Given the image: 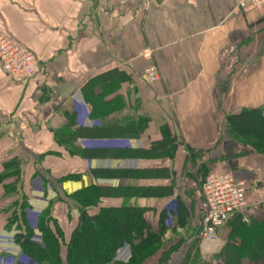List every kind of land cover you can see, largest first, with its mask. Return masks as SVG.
Wrapping results in <instances>:
<instances>
[{
	"label": "crops",
	"instance_id": "obj_1",
	"mask_svg": "<svg viewBox=\"0 0 264 264\" xmlns=\"http://www.w3.org/2000/svg\"><path fill=\"white\" fill-rule=\"evenodd\" d=\"M237 3L0 0V32L39 60L22 84L9 85L0 70V256L28 261L16 224L7 225L22 207L37 219L51 206L65 238L100 209L135 207L153 232L166 214L161 243L141 264H188L186 255L207 248L192 250L190 236L204 166L244 180L248 205H264V149L226 122L264 110V16L243 14ZM150 65L153 83L144 76ZM68 131L73 138H59ZM89 187L102 197L79 211L66 197ZM261 212L242 220L263 219ZM236 219L217 232L223 247ZM129 258L124 246L115 261Z\"/></svg>",
	"mask_w": 264,
	"mask_h": 264
},
{
	"label": "trees",
	"instance_id": "obj_2",
	"mask_svg": "<svg viewBox=\"0 0 264 264\" xmlns=\"http://www.w3.org/2000/svg\"><path fill=\"white\" fill-rule=\"evenodd\" d=\"M226 122L235 135L246 138L253 146L264 149L263 109L243 110L227 116ZM68 126H75L69 116ZM74 135L75 133L70 134L68 131L58 136L61 139L73 138ZM194 156L198 157L199 154L191 157ZM102 193L100 187H89L67 196L66 199L74 202L79 211H83L95 207ZM145 195L142 192V196ZM175 207L178 225L182 226L185 217L177 200ZM50 208L51 206L37 218L41 245L32 241L33 231L27 224L25 207L19 212H14L7 224L9 227L16 224L20 233L14 239L19 244L21 252L35 264H141L156 251L166 230L165 213L159 217L158 231L153 232L144 219L142 209L122 207L100 209L90 219L78 220L65 238L59 225L52 219ZM232 217L237 218L236 223L227 236L223 249L218 253L217 260L222 259L224 264H264V218L251 220L246 224L240 216L232 215L229 220ZM124 246L129 247L130 258L126 263L116 262V253ZM190 255L186 256L190 258Z\"/></svg>",
	"mask_w": 264,
	"mask_h": 264
},
{
	"label": "built area",
	"instance_id": "obj_3",
	"mask_svg": "<svg viewBox=\"0 0 264 264\" xmlns=\"http://www.w3.org/2000/svg\"><path fill=\"white\" fill-rule=\"evenodd\" d=\"M238 10L243 13L254 12L264 16V0H238ZM148 53H144L147 56ZM38 58L24 45L19 44L10 35L0 32V70L9 85L29 81L38 72ZM146 80L153 83L158 80L154 65L144 69ZM200 218L198 230L204 247L216 242L217 232L222 229L232 215H243L248 209L246 183L230 172H209L200 186ZM27 212L29 228L34 235L32 241L41 245V234L37 230L35 217ZM18 252L7 251L0 256V264H23ZM24 264H35L27 259Z\"/></svg>",
	"mask_w": 264,
	"mask_h": 264
},
{
	"label": "rangeland",
	"instance_id": "obj_4",
	"mask_svg": "<svg viewBox=\"0 0 264 264\" xmlns=\"http://www.w3.org/2000/svg\"><path fill=\"white\" fill-rule=\"evenodd\" d=\"M247 141H248V143L250 142V140H247ZM209 171L210 170L208 168H205V166L200 171V174H199L200 178H199V182H198L199 192H200L201 182H202L203 178L208 174ZM246 186H247V184H246ZM248 189L246 187V195H247ZM260 207H259V205H253V204L251 205V204H249L248 205V209L245 211V213L243 215H238V216H240L241 219L242 218L248 219L249 215H251V213L253 214V212H256L257 210L262 211L263 213L261 212L262 213L261 215H264V205L260 206ZM190 236H191V243L195 244V245L192 244V245H194L192 250H194V249L197 250L202 244L200 236H199V230L195 229L194 233H190ZM218 237H219V235L216 236L217 240H216L215 243L211 244L210 246H207V248H205V251H203V252L201 251L202 254L201 253H200V255L191 254L190 255L191 259H189L187 257L186 260H187L188 264H219L218 261H217L218 255H219L218 253L223 249V242L220 239H218ZM18 256H19V254H18ZM26 258L30 259L27 256H26ZM22 263L24 264V262H22Z\"/></svg>",
	"mask_w": 264,
	"mask_h": 264
},
{
	"label": "water",
	"instance_id": "obj_5",
	"mask_svg": "<svg viewBox=\"0 0 264 264\" xmlns=\"http://www.w3.org/2000/svg\"><path fill=\"white\" fill-rule=\"evenodd\" d=\"M23 240V239H22Z\"/></svg>",
	"mask_w": 264,
	"mask_h": 264
}]
</instances>
